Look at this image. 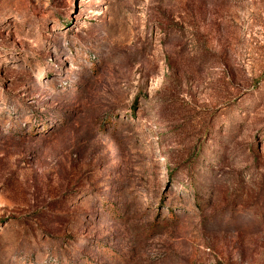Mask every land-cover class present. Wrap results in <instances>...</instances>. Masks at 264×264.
Returning <instances> with one entry per match:
<instances>
[{
	"label": "rangeland",
	"instance_id": "rangeland-1",
	"mask_svg": "<svg viewBox=\"0 0 264 264\" xmlns=\"http://www.w3.org/2000/svg\"><path fill=\"white\" fill-rule=\"evenodd\" d=\"M0 264H264V0H0Z\"/></svg>",
	"mask_w": 264,
	"mask_h": 264
}]
</instances>
